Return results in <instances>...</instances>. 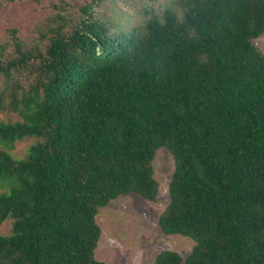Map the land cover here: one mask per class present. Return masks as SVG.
<instances>
[{
  "label": "trees",
  "instance_id": "16d2710c",
  "mask_svg": "<svg viewBox=\"0 0 264 264\" xmlns=\"http://www.w3.org/2000/svg\"><path fill=\"white\" fill-rule=\"evenodd\" d=\"M14 1V0H4ZM88 0H65L24 44L0 43V264H103L99 208L122 194L153 202L152 161L173 159L166 234L195 245L185 264H264V0H211L198 41L147 23L160 44L151 68ZM128 3L132 0H118ZM132 3V2H131ZM147 15V13L145 14ZM34 137L23 158L9 151ZM162 250L153 264H180Z\"/></svg>",
  "mask_w": 264,
  "mask_h": 264
},
{
  "label": "rangeland",
  "instance_id": "374dc122",
  "mask_svg": "<svg viewBox=\"0 0 264 264\" xmlns=\"http://www.w3.org/2000/svg\"><path fill=\"white\" fill-rule=\"evenodd\" d=\"M71 5L69 12H77V7L88 0H65ZM53 0H0V43L10 39L9 29L15 28L17 36L26 45L36 41L39 28L56 11L48 3ZM132 1L123 3L112 1L97 8L98 17L106 16V21L123 30L121 4L128 6ZM78 13V12H77ZM264 51V35L252 41ZM11 111H0V121L18 120ZM34 137L16 141L9 151L13 158H23ZM154 178L159 191L156 200L148 202L136 194H122L97 210L96 223L101 228V237L94 258L103 264H153L154 258L162 250L171 249L181 256L180 264L190 255L195 243L179 234L164 235L157 226V218L169 201L168 185L173 170V159L166 148L156 150L152 161ZM11 219L0 224V235L10 234Z\"/></svg>",
  "mask_w": 264,
  "mask_h": 264
},
{
  "label": "clouds",
  "instance_id": "9594fccd",
  "mask_svg": "<svg viewBox=\"0 0 264 264\" xmlns=\"http://www.w3.org/2000/svg\"><path fill=\"white\" fill-rule=\"evenodd\" d=\"M121 8L123 31L131 39L126 49L129 60L147 69L155 63L161 47L147 21L154 17L162 31L176 32L182 40L195 42L210 13L211 0H132Z\"/></svg>",
  "mask_w": 264,
  "mask_h": 264
}]
</instances>
